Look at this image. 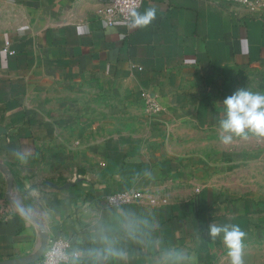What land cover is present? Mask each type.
Here are the masks:
<instances>
[{
	"label": "crops",
	"instance_id": "obj_1",
	"mask_svg": "<svg viewBox=\"0 0 264 264\" xmlns=\"http://www.w3.org/2000/svg\"><path fill=\"white\" fill-rule=\"evenodd\" d=\"M104 3L0 0V262L35 253L37 220L79 254L68 264H94L98 222L128 254L106 264H158L163 249L211 264L224 243L209 225L251 231L264 211V138L225 145L219 127L226 97L264 94V2L143 0L145 28L106 26ZM128 191L135 204L106 203ZM121 210L148 221L142 243Z\"/></svg>",
	"mask_w": 264,
	"mask_h": 264
},
{
	"label": "clouds",
	"instance_id": "obj_2",
	"mask_svg": "<svg viewBox=\"0 0 264 264\" xmlns=\"http://www.w3.org/2000/svg\"><path fill=\"white\" fill-rule=\"evenodd\" d=\"M156 19V9L148 8L141 14L136 9L129 12L128 25L131 28H145ZM224 118L220 120V140L230 144L234 138L247 139L249 135L264 138V94L254 93L248 89H239L226 97L222 102ZM121 226L129 239L142 243L141 225L145 228L148 221L140 220L130 213L121 210ZM100 247L89 250L87 255L94 259V264H106L109 260L122 261L127 259V252L118 246L108 229L98 222L95 226ZM208 234L216 238L223 234V243L228 250L230 264H243V238L245 232L239 225L210 224ZM79 254H77L78 256ZM191 258L182 251L163 249L158 264H188Z\"/></svg>",
	"mask_w": 264,
	"mask_h": 264
},
{
	"label": "built area",
	"instance_id": "obj_3",
	"mask_svg": "<svg viewBox=\"0 0 264 264\" xmlns=\"http://www.w3.org/2000/svg\"><path fill=\"white\" fill-rule=\"evenodd\" d=\"M143 0H105L104 6L98 10L100 18L106 26L116 23H128L131 9H140ZM212 4L242 5L251 9L263 4L264 0H203ZM145 98V95H142ZM148 110L157 113L158 108L152 100H147ZM140 194L135 191L119 192L107 195L106 203L112 207L135 204ZM78 258L77 252L71 250L70 242L62 238H48L45 251L37 264H68Z\"/></svg>",
	"mask_w": 264,
	"mask_h": 264
},
{
	"label": "rangeland",
	"instance_id": "obj_4",
	"mask_svg": "<svg viewBox=\"0 0 264 264\" xmlns=\"http://www.w3.org/2000/svg\"><path fill=\"white\" fill-rule=\"evenodd\" d=\"M264 193V186L260 188ZM251 231L245 232L243 238V264H264V211L258 215ZM211 264H230L228 250L225 245L216 251L211 258Z\"/></svg>",
	"mask_w": 264,
	"mask_h": 264
},
{
	"label": "water",
	"instance_id": "obj_5",
	"mask_svg": "<svg viewBox=\"0 0 264 264\" xmlns=\"http://www.w3.org/2000/svg\"><path fill=\"white\" fill-rule=\"evenodd\" d=\"M0 173L2 175H4L7 179V190L8 192H11L12 190V181L10 179V173L9 171L6 169V167L0 163ZM7 199L13 204L12 200L10 199V197H7ZM15 207L21 211L22 214H24V216H27V213L24 210H21L17 205H15ZM35 220V219H34ZM38 224V226L40 227V242L38 245L37 250L35 251V253L30 256V257H26V258H21V259H16V260H7V261H1L0 264H35L37 263L44 251H45V247H46V243H47V239L48 236L46 233H44L43 228L41 226V223L37 220H35Z\"/></svg>",
	"mask_w": 264,
	"mask_h": 264
}]
</instances>
